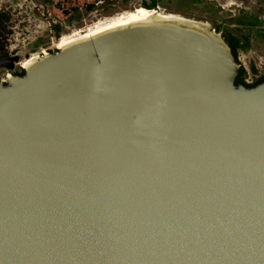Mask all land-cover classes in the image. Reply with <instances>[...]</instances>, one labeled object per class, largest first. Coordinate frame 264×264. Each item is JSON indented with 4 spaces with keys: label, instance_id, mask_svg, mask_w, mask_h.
I'll return each mask as SVG.
<instances>
[{
    "label": "water",
    "instance_id": "1",
    "mask_svg": "<svg viewBox=\"0 0 264 264\" xmlns=\"http://www.w3.org/2000/svg\"><path fill=\"white\" fill-rule=\"evenodd\" d=\"M239 71L175 17L0 82V264H264V82Z\"/></svg>",
    "mask_w": 264,
    "mask_h": 264
},
{
    "label": "rangeland",
    "instance_id": "2",
    "mask_svg": "<svg viewBox=\"0 0 264 264\" xmlns=\"http://www.w3.org/2000/svg\"><path fill=\"white\" fill-rule=\"evenodd\" d=\"M153 0H119L100 5L93 12L82 10L73 22L61 21L46 0H0V10L10 17L8 36L13 49L19 51V70L27 62L40 59L51 50H58L64 40L88 33L129 13L146 9ZM156 11L207 26L222 36V27H229L245 43L238 51L239 64L251 76H264V0H157ZM53 14V16H52ZM235 19L234 26L229 21ZM111 20V21H110ZM97 25V26H96ZM58 27V28H55ZM60 32V37L55 35ZM37 43H40L37 46ZM254 70L256 71L254 74Z\"/></svg>",
    "mask_w": 264,
    "mask_h": 264
},
{
    "label": "trees",
    "instance_id": "3",
    "mask_svg": "<svg viewBox=\"0 0 264 264\" xmlns=\"http://www.w3.org/2000/svg\"><path fill=\"white\" fill-rule=\"evenodd\" d=\"M119 0H46L47 4L51 5L53 8V12L55 16L61 20V21H67V22H73L78 19V14L85 10L86 12H93L98 8L100 5H110L114 4L115 2H118ZM158 1L153 0L151 4H144V7L148 10H156L158 7ZM53 16V14H52ZM10 17L0 10V52L5 51V45L7 44V39L10 34L9 28H10ZM55 28H58L55 26ZM56 38L60 37V32H58L55 35ZM236 49L239 50L241 48H245V43L241 38L236 39ZM40 43H37V46H39ZM56 49H53L50 51V53L56 52ZM233 55L237 60L236 52H233ZM239 63V62H238ZM254 70V74H255ZM24 74V70L21 71V75ZM247 72L240 68L239 76L236 79L237 85H245L248 88L255 87L261 83L264 82V76H261L260 78L256 79V81L248 85L245 83L244 78L246 76Z\"/></svg>",
    "mask_w": 264,
    "mask_h": 264
},
{
    "label": "bare ground",
    "instance_id": "4",
    "mask_svg": "<svg viewBox=\"0 0 264 264\" xmlns=\"http://www.w3.org/2000/svg\"><path fill=\"white\" fill-rule=\"evenodd\" d=\"M163 18H175V16H172V15L165 16L156 10L140 9L136 12L129 13V15L127 17H120L117 20H114L113 22H110L108 24H104V25L98 24V26L96 25L97 27L94 28L93 30H90L88 33L82 34L76 38L64 40L61 43L60 47L64 48L65 46H67L71 43H74L78 40H82V39H86L88 37H92L94 35H97L99 33H102L104 31H107V30H110V29H113L116 27L124 26L127 24H132V23L146 22V21H150L153 19H163ZM62 48H59V49H62ZM33 61L27 62L26 65H28V66L31 65V63H33Z\"/></svg>",
    "mask_w": 264,
    "mask_h": 264
},
{
    "label": "flooded vegetation",
    "instance_id": "5",
    "mask_svg": "<svg viewBox=\"0 0 264 264\" xmlns=\"http://www.w3.org/2000/svg\"><path fill=\"white\" fill-rule=\"evenodd\" d=\"M229 22L232 23V26H234L235 25L234 22H236V20L231 19ZM221 33H222L223 38L229 44L231 50L233 52H236L237 60L239 62V56H238L239 50L236 49V43H235L236 39L239 37H237L236 34L232 31V29H229V27H222ZM8 42H9V38L7 39V44L5 45V51L0 52V61H2L4 65H6V64H9L8 59L18 57L19 62H14V68L12 70H9L3 67L0 68V82L1 83H6L12 76L21 75V70H19V66H20L19 51H16L14 49L10 51L11 45H9ZM240 68H243L246 71V68L242 64H240Z\"/></svg>",
    "mask_w": 264,
    "mask_h": 264
},
{
    "label": "built area",
    "instance_id": "6",
    "mask_svg": "<svg viewBox=\"0 0 264 264\" xmlns=\"http://www.w3.org/2000/svg\"><path fill=\"white\" fill-rule=\"evenodd\" d=\"M246 71H247V69H246ZM260 77L261 76L254 75V78H253V76H251L250 73L247 72V74H246V76L244 78V81H245L246 84L251 85V84H253L256 81V79H258Z\"/></svg>",
    "mask_w": 264,
    "mask_h": 264
}]
</instances>
